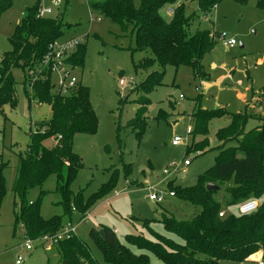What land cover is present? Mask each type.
Returning <instances> with one entry per match:
<instances>
[{
	"label": "rangeland",
	"instance_id": "374dc122",
	"mask_svg": "<svg viewBox=\"0 0 264 264\" xmlns=\"http://www.w3.org/2000/svg\"><path fill=\"white\" fill-rule=\"evenodd\" d=\"M63 1L55 7L52 0H11L10 7L0 13V61L3 53L11 49L8 39L19 24L25 7L51 8L52 13L48 16L64 12L65 20L75 25L65 38L86 35L83 65L72 70L79 82L90 89V101L98 123L95 133L77 134L73 138V150L80 157L82 166L71 179L69 188L85 201L92 200V204H88L86 209L90 212L86 221L79 222L81 214L74 212L70 218H64V223L76 226V235L87 244L99 264H108L88 235L91 228L107 227L111 231L116 228V236L123 242L126 235L142 230L143 219H157L160 212L166 210L176 219H187L199 211V206L171 195L168 183L181 186L196 183L198 174L213 164L217 147L222 143L215 134L229 123L230 118L223 116L211 120L208 148L199 155L195 151L186 154V145L191 141L189 133L181 144L173 145L171 142L174 136H183L187 128L191 130L189 117L198 98L204 109L225 108L229 112L264 116V104H256V100L264 97V6L258 5L260 0H220L208 14L203 15L195 1L186 0L189 1L186 2L187 14L195 13L197 16L189 25L191 34L196 30L215 31L236 41L234 47H229L215 40L214 48L202 60L205 72L198 79L204 82L200 94L194 89L198 80L194 79L189 68L176 70L171 65L161 68L156 62L149 69L136 68L138 62L151 53L132 51L135 44L133 35L123 33L118 24L96 10H92L91 15L93 18L99 16L100 21L93 19L89 22L85 0ZM166 8L161 10V14L168 18ZM151 71H164V76L162 84L146 95L148 105L144 128L137 137L139 130L128 122L140 106L136 100L143 93L134 89ZM12 74L16 80V106L5 105L0 112V164H6L2 171L7 189L0 207V264H15L18 255L23 257L20 264H62V258L55 249H46L37 241L32 244L31 251H26L23 246L26 240L24 228L15 220L19 205L11 187L18 154L26 150L33 125L45 129L51 110L48 105L38 104L35 100L30 102L26 97L25 90L29 91V86L24 83L21 69H13ZM120 78L131 83L121 86ZM180 94L183 95L181 99ZM260 124L258 118H250L245 129L250 130ZM200 138L196 136L195 140ZM55 144L51 137L44 141L49 148ZM228 145H233V142L225 146ZM184 159L190 160L189 165H184ZM128 164L130 171L125 178L124 166ZM174 166L177 171L172 170ZM164 169H169L170 173H163ZM114 170L117 176L115 188L95 198ZM125 180L132 185L128 186ZM55 186L54 176H50L43 185V190L48 191L41 199L43 218L61 213V208L55 205L60 199L54 191ZM148 186L163 195L161 202L149 199ZM114 190H119V193L113 195ZM37 194V189L31 190L28 198L35 200ZM215 198L224 205L227 199L224 186L217 190ZM237 209L238 205L224 207L227 214L236 215ZM150 258L153 264L158 263L153 255ZM259 258L264 257L259 255ZM220 264L239 263L221 261Z\"/></svg>",
	"mask_w": 264,
	"mask_h": 264
},
{
	"label": "trees",
	"instance_id": "16d2710c",
	"mask_svg": "<svg viewBox=\"0 0 264 264\" xmlns=\"http://www.w3.org/2000/svg\"><path fill=\"white\" fill-rule=\"evenodd\" d=\"M192 1L205 15L220 0ZM10 4L11 0H0V13ZM89 5L118 24L123 33L134 36L132 51H150L151 55L139 61L136 68L149 69L156 62L161 68L167 65L176 70L187 67L194 79L204 74L202 60L212 51L215 41L211 32L206 30L190 33L189 25L197 16L187 14L186 0H96L90 1ZM258 5L264 6V0ZM170 6L174 7V12L165 18L161 10ZM37 12V5L25 7L19 24L8 39L11 49L3 53L0 61V112L5 105L16 106V80L12 70L21 69L24 83L31 84L27 75L29 69L39 64L51 42L65 38L66 33L75 27L65 20L64 12L55 16H38ZM85 44L78 45L68 58L74 67L83 65ZM163 76L164 71H151L134 89L143 93L136 100L140 106L128 122L139 130L137 137L144 128L148 105L146 95L162 84ZM25 95L30 102L35 100L38 104H46L51 110L44 132L30 133L26 150L18 154L11 187L19 205L15 220L21 222L27 238L36 239L60 230L65 225L64 218H70L74 212L80 213L81 217L88 213L86 209L92 200L85 201L69 188L71 179L82 166L80 157L73 150V138L77 134L95 133L98 122L90 101V89L80 82L71 94L63 96L52 92L48 78H38L31 84L30 91L25 90ZM198 100L191 112V141L186 145V154L191 151H200L201 154L208 148L211 120L223 116L230 118L229 123L215 134L222 143L217 147L213 164L198 174L196 183L192 186L168 183L174 197L199 206V211L187 219H176L166 210L160 212L157 219H143L142 230L126 235L123 242L107 227H102L106 239L100 236V228H91L88 235L104 262L153 264L150 258L153 255L158 260L156 264H220L221 261L240 264L260 250L264 257V116L229 112L225 108L204 109ZM256 104L263 105L264 97L256 100ZM250 118H258L261 124L246 130ZM196 136L201 138L195 140ZM50 137L56 142L51 148L44 145L45 139ZM231 142L233 145L225 146ZM5 165L0 164V207L7 193L2 171ZM124 168V177L127 178L129 164ZM50 176L56 179L54 191L60 199L55 205L61 208V213L43 218L41 199L48 192L43 190V185ZM208 183L219 188L224 186L227 195L224 205L215 198L217 191L206 189ZM116 185L114 170L94 197L110 193ZM34 189L38 194L35 200H30L28 196ZM249 199L258 201L255 211L236 215L225 212L224 216H218L225 206L239 205ZM52 247L62 258V264H99L87 244L76 234Z\"/></svg>",
	"mask_w": 264,
	"mask_h": 264
},
{
	"label": "built area",
	"instance_id": "2783aa9c",
	"mask_svg": "<svg viewBox=\"0 0 264 264\" xmlns=\"http://www.w3.org/2000/svg\"><path fill=\"white\" fill-rule=\"evenodd\" d=\"M96 1V0H85L89 15V22L95 19L96 21H100L99 16L93 18L91 15V11L93 10L89 2ZM63 0H52V4L55 7H59L62 4ZM216 6V5H215ZM213 6V7H215ZM174 12V7L170 6L166 8L167 15H171ZM52 13L51 8H43L38 9L37 15L38 16H48ZM208 14V13H206ZM211 38L215 40L222 41L225 45L229 47H234L236 45V41L233 38H226L224 34H218L215 31L211 32ZM86 42V35H81L78 37H70V38H62L57 39L51 42L48 45V48L39 62V64L32 69H29L27 75L30 79V83L32 84L35 80L39 79H46L48 78L52 83V92L58 95L67 96L71 94V92L77 87L78 85V78L74 75L73 70L74 66L68 62V58L70 54L76 49V47L80 44ZM130 81L125 80L124 78L119 79V85L124 86ZM131 83V82H130ZM199 85L195 86V91H200L202 88V84L204 83L202 80H198ZM31 84H29V91L31 88ZM179 98H183V95L180 94ZM191 119V116L189 117ZM32 132H44L43 126L33 125ZM189 133L187 131L184 132V136H174L172 139L173 145H178L183 142V137L185 138L186 134ZM200 151H196V155H199ZM184 165H188L190 163L189 159H184ZM173 171H177V167L174 166ZM163 173L169 174V169H164ZM126 184L129 186V182L125 180ZM149 199L161 202L163 200V195L161 193L155 192L154 187L148 186ZM119 190H114L113 195H117ZM171 193V192H170ZM172 195V193H171ZM258 207V201L254 199L246 200L238 205V213L239 214H246L252 211H255ZM225 215V210L222 209L219 211L218 216L222 217ZM88 214H85L83 217L80 218L79 222L86 221ZM116 229L113 230L116 233ZM76 234V226L72 225V223H66L60 230L52 234H44L36 239H30L26 237L24 242V248L26 251L32 250V244L34 242H39L43 245L46 249L51 248L52 246L56 245L59 241L63 239H67L70 236ZM23 262L22 255H18L15 260V264H20ZM254 264H264V258H259L256 260L251 261Z\"/></svg>",
	"mask_w": 264,
	"mask_h": 264
},
{
	"label": "crops",
	"instance_id": "0c3cea01",
	"mask_svg": "<svg viewBox=\"0 0 264 264\" xmlns=\"http://www.w3.org/2000/svg\"><path fill=\"white\" fill-rule=\"evenodd\" d=\"M186 2H189V1H186ZM187 4V3H186ZM198 80V79H197ZM198 85H199V83H198ZM198 85H196V86H198ZM197 92H199L200 94L202 93V88H201V90L200 91H197ZM195 103V102H194ZM191 116V115H190ZM185 132V131H184ZM184 132L182 133V135L184 134ZM187 135V134H186ZM184 136V135H183ZM186 137V136H185ZM189 165V164H188ZM174 183V182H173ZM175 184V183H174ZM156 212H157V210H156ZM158 212H160V211H158ZM88 214V217H89V215H90V212H88L87 213ZM88 217H87V219H88ZM116 229V228H115ZM114 230V229H113ZM112 230V231H113ZM117 230V229H116ZM118 231H116V233H117ZM115 233V234H116ZM53 248V247H52ZM257 255V256H256ZM259 255L260 256H262V252L260 251V252H257V253H255V254H253V255H251L248 259H247V261H245V262H243V263H240V264H254V263H252L251 261H249V259H251V260H254V259H256V258H259Z\"/></svg>",
	"mask_w": 264,
	"mask_h": 264
},
{
	"label": "water",
	"instance_id": "95a60500",
	"mask_svg": "<svg viewBox=\"0 0 264 264\" xmlns=\"http://www.w3.org/2000/svg\"><path fill=\"white\" fill-rule=\"evenodd\" d=\"M183 135H184V134H183ZM206 189H207V190L217 191V190H219V186H217V185H215V184H213V183H208V184L206 185ZM99 234H100V236H101L103 239H106L107 234H106V232H105V230H104L103 228L99 229Z\"/></svg>",
	"mask_w": 264,
	"mask_h": 264
}]
</instances>
